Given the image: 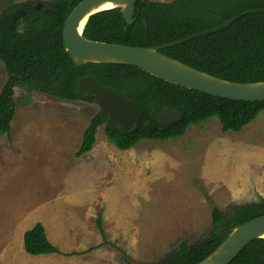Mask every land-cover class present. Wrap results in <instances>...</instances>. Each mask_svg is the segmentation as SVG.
Listing matches in <instances>:
<instances>
[{"label":"rangeland","instance_id":"1","mask_svg":"<svg viewBox=\"0 0 264 264\" xmlns=\"http://www.w3.org/2000/svg\"><path fill=\"white\" fill-rule=\"evenodd\" d=\"M23 1L38 0H0V14ZM6 81L0 62V92ZM13 100L10 133L0 135V264L155 263L207 235L213 206L227 214L264 200V112L239 133L213 118L129 151L102 126L92 151L75 158L96 104L39 92L24 104L19 88ZM38 223L61 255L24 252L23 234Z\"/></svg>","mask_w":264,"mask_h":264},{"label":"trees","instance_id":"2","mask_svg":"<svg viewBox=\"0 0 264 264\" xmlns=\"http://www.w3.org/2000/svg\"><path fill=\"white\" fill-rule=\"evenodd\" d=\"M81 1L45 2L43 9H49L50 14H44L43 9L36 11L34 2L27 1L10 5L0 14V62L7 76L0 92L1 136L10 133L15 88L25 91L24 104L32 92L61 102H78L84 95L78 80L89 74L101 86L130 100L138 110L141 124L133 132H130L132 126L114 130L99 112L84 130L75 158L92 151L97 130L102 126L110 144L120 151H129L143 140L180 139L188 128L213 118L219 120L223 133H239L264 112V101L236 102L212 97L164 82L132 66L86 64L75 68L65 53L62 31L66 18ZM18 8L24 9V14L12 21L10 13ZM261 9L264 0H173L170 3L139 0L135 4L133 25L125 23L119 10H107L88 19L83 37L126 47H159ZM160 53L230 83L264 82V14L245 15L228 29L164 48ZM166 107L177 108L182 119L161 127L155 116ZM260 217H264V200L235 207L227 214L213 206L212 228L207 235L191 244L182 241L158 262L145 264H197L222 243L232 228ZM96 226L104 238L100 217ZM23 249L30 256L62 254L49 243L40 223L23 234ZM231 264H264V239L251 242Z\"/></svg>","mask_w":264,"mask_h":264},{"label":"water","instance_id":"3","mask_svg":"<svg viewBox=\"0 0 264 264\" xmlns=\"http://www.w3.org/2000/svg\"><path fill=\"white\" fill-rule=\"evenodd\" d=\"M139 0H82L66 18L62 40L66 55L75 68L86 64L125 65L132 66L140 71L161 79L164 82L197 91L212 97L236 102L264 101V82L236 84L213 77L199 70L191 68L177 60L160 53L164 48L181 45L194 39L202 38L228 29L234 22L248 14H264V9L249 11L237 15L214 29L192 35L184 40L164 46L152 48L126 47L122 45L106 44L86 40L83 30L88 19L99 12L117 9L127 25H133L135 4ZM110 5L108 9H103ZM43 7L37 2L34 9ZM23 10L10 15L16 21ZM50 14L49 9L43 10ZM146 28V24L143 23ZM78 87L83 91L82 100L93 102L99 107L101 115L107 119V124L114 130L120 126H132L130 132L140 127V116L136 106L113 89L101 86L89 74L78 80ZM161 127H167L182 119L177 108L166 107L155 116ZM264 239V217L232 228L222 243L205 259L197 264H231L237 256L254 240Z\"/></svg>","mask_w":264,"mask_h":264},{"label":"flooded vegetation","instance_id":"4","mask_svg":"<svg viewBox=\"0 0 264 264\" xmlns=\"http://www.w3.org/2000/svg\"><path fill=\"white\" fill-rule=\"evenodd\" d=\"M50 1H52V0H50ZM50 1H48V2H50ZM25 2H27V1H23V2L18 3V4H23V3H25ZM32 2H34V4H36L37 2H41V3L43 4V7H44V5H45V2H44V1H40V0H38V1H32ZM43 7H42L41 9H43ZM41 9H40V10H41ZM19 10H23V11H24V9H22V8L19 9V8H18V9H16V10H14L13 12H11L10 15L16 13V12L19 11ZM43 10H44V9H43ZM23 14H24V13H23ZM23 14H22V15H23ZM22 15H21L18 19H20V18L22 17ZM18 19H17V20H18ZM80 100H82V96H81V99H80ZM80 100H79V101H80ZM82 101H83V100H82Z\"/></svg>","mask_w":264,"mask_h":264},{"label":"bare ground","instance_id":"5","mask_svg":"<svg viewBox=\"0 0 264 264\" xmlns=\"http://www.w3.org/2000/svg\"><path fill=\"white\" fill-rule=\"evenodd\" d=\"M111 6L110 5H105L104 7H103V9H108V8H110Z\"/></svg>","mask_w":264,"mask_h":264},{"label":"crops","instance_id":"6","mask_svg":"<svg viewBox=\"0 0 264 264\" xmlns=\"http://www.w3.org/2000/svg\"><path fill=\"white\" fill-rule=\"evenodd\" d=\"M9 204V203H8ZM8 206V205H7ZM7 206L5 207V211H6V209H7Z\"/></svg>","mask_w":264,"mask_h":264}]
</instances>
